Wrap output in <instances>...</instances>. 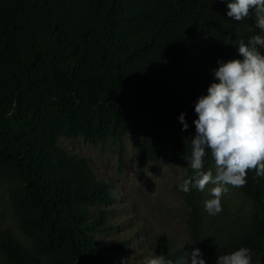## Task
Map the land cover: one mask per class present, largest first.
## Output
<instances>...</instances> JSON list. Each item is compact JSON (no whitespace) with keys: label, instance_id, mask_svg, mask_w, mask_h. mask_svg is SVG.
<instances>
[{"label":"trees","instance_id":"16d2710c","mask_svg":"<svg viewBox=\"0 0 264 264\" xmlns=\"http://www.w3.org/2000/svg\"><path fill=\"white\" fill-rule=\"evenodd\" d=\"M254 22V15L232 20L221 0H0V180L20 232L0 222V264H132L111 254L140 225L127 238L98 239L118 225L112 184L59 137L137 134L138 165L164 159L194 181L183 157L195 103L215 80L218 60L239 59L238 42L261 34ZM212 163L209 153L203 170ZM229 189L246 206L212 220L211 231L199 190L181 191L187 237L177 245L156 233L145 242L150 255L191 264L199 248L215 264L243 246L252 264H264V177L249 171L245 186Z\"/></svg>","mask_w":264,"mask_h":264},{"label":"clouds","instance_id":"9594fccd","mask_svg":"<svg viewBox=\"0 0 264 264\" xmlns=\"http://www.w3.org/2000/svg\"><path fill=\"white\" fill-rule=\"evenodd\" d=\"M227 4V16L242 21L250 15L261 32L248 43L238 42L239 59L218 60L213 69L215 80L207 94L195 103L197 118L191 137L190 154L183 157L195 172L194 181L185 179L178 190L188 193L192 188L203 192L208 185L210 198L203 201V210L210 216L219 214L222 197L229 187L247 184L249 171L264 177V0H221ZM218 81V82H217ZM178 119L187 130L182 112ZM211 156L212 166L203 170L205 156ZM143 264H174L165 255H149ZM191 264H206L199 248L191 253ZM215 264H252V252L240 247L218 255Z\"/></svg>","mask_w":264,"mask_h":264},{"label":"rangeland","instance_id":"374dc122","mask_svg":"<svg viewBox=\"0 0 264 264\" xmlns=\"http://www.w3.org/2000/svg\"><path fill=\"white\" fill-rule=\"evenodd\" d=\"M139 135L127 134L120 141L105 139L87 141L81 138L60 136L58 142L69 151L85 155L92 169L100 177L109 180L115 193L110 203L112 220L118 225L112 230L98 234L102 242L127 238L140 225L138 236L126 244L119 252L112 253L111 258H127L132 264H143L145 257L151 253L145 242L154 234L163 232L175 244L180 245L187 237L185 227L184 204L182 192L178 190L184 178V166H175L164 159L147 160L138 165ZM121 155L122 164L118 157ZM8 182L0 180V222L20 235L13 219V212L6 197ZM208 185L205 191L199 192L201 220L207 230H212V220L228 219L237 210L246 206L237 194L230 189L222 197L223 210L210 216L203 210V201L210 198ZM191 253L192 250H186Z\"/></svg>","mask_w":264,"mask_h":264}]
</instances>
